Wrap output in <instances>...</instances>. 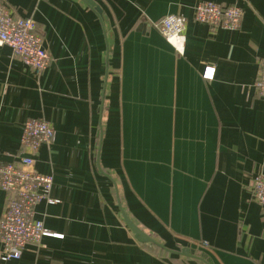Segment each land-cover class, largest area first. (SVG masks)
<instances>
[{"label":"crops","instance_id":"obj_1","mask_svg":"<svg viewBox=\"0 0 264 264\" xmlns=\"http://www.w3.org/2000/svg\"><path fill=\"white\" fill-rule=\"evenodd\" d=\"M3 1L36 22L51 62L36 76L0 46V163L32 154L27 119L51 124L34 168L58 203L36 219L62 237L0 264H204L138 243L120 206L169 249L264 264V211L246 190L264 175V0H93L103 20L82 0ZM205 1L240 7L241 28L196 23ZM170 15L188 20L183 54L154 27ZM8 198L0 190V220Z\"/></svg>","mask_w":264,"mask_h":264},{"label":"built area","instance_id":"obj_2","mask_svg":"<svg viewBox=\"0 0 264 264\" xmlns=\"http://www.w3.org/2000/svg\"><path fill=\"white\" fill-rule=\"evenodd\" d=\"M243 11L233 5L223 7L214 2H198L193 8V20L196 23L214 29L235 31L241 28ZM188 20L183 16L170 15L154 24L156 30L173 46L177 53L183 54L187 42ZM0 46L10 48L14 56L29 68L36 76L50 66L51 57L44 47L42 37L37 32L36 22L32 18L14 15L3 0H0ZM215 68H206L204 79L213 80ZM258 96L264 99V66L255 84ZM55 141V132L51 124L44 119H27L23 124L21 137L22 151L32 152L20 156L18 163H0V190L9 198L0 220V243L3 262L20 260L28 245L42 247L45 238L62 236L50 233L41 220L36 219V208L42 202L49 205L58 203L51 197L54 178L35 170L34 154L41 146H50ZM0 152V159H1ZM251 198L264 211V175L253 178L250 187ZM203 247H208L206 242Z\"/></svg>","mask_w":264,"mask_h":264},{"label":"water","instance_id":"obj_3","mask_svg":"<svg viewBox=\"0 0 264 264\" xmlns=\"http://www.w3.org/2000/svg\"><path fill=\"white\" fill-rule=\"evenodd\" d=\"M92 11H94L97 16L100 17V19H104V14L102 9L93 1V0H82ZM22 18V17H21ZM26 19V18H24ZM103 109V108H102ZM99 165V161H98ZM252 186V183L247 184V193L251 198V192H250V187ZM120 206V205H119ZM121 210V215L122 218L125 222V224L128 226L130 231L134 234V237L136 241L142 245H152L168 254L174 255V256H179V257H184L187 259H195L198 260L204 264H207L205 258L203 256H199L196 253V250L194 249H188L184 248L181 249L180 251H175L172 249H169L165 247L164 245L160 244L158 241H156L152 236L148 235L142 228H140L134 221L130 219V217L127 215V213L124 211L122 206H120Z\"/></svg>","mask_w":264,"mask_h":264},{"label":"rangeland","instance_id":"obj_4","mask_svg":"<svg viewBox=\"0 0 264 264\" xmlns=\"http://www.w3.org/2000/svg\"><path fill=\"white\" fill-rule=\"evenodd\" d=\"M156 249H157V248H156ZM158 250H159V249H158ZM158 252H159L161 255L167 256V255H166L167 253H165L164 251H161V250H160V251H158Z\"/></svg>","mask_w":264,"mask_h":264}]
</instances>
